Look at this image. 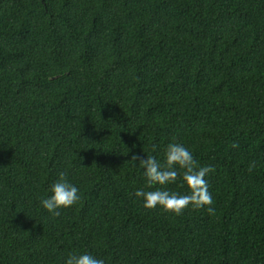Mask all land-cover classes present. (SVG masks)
Wrapping results in <instances>:
<instances>
[{
  "label": "trees",
  "instance_id": "1",
  "mask_svg": "<svg viewBox=\"0 0 264 264\" xmlns=\"http://www.w3.org/2000/svg\"><path fill=\"white\" fill-rule=\"evenodd\" d=\"M171 142L215 168V215L134 195L131 156ZM61 172L81 199L53 216ZM74 252L264 264V0H0V264Z\"/></svg>",
  "mask_w": 264,
  "mask_h": 264
},
{
  "label": "clouds",
  "instance_id": "2",
  "mask_svg": "<svg viewBox=\"0 0 264 264\" xmlns=\"http://www.w3.org/2000/svg\"><path fill=\"white\" fill-rule=\"evenodd\" d=\"M231 147H238L233 143ZM132 161H138L144 170L146 187L135 191L134 195L143 200L146 209H155L158 206L165 212L181 215L190 205L194 209L205 208L209 215H215L213 198L208 189L206 176L215 171L212 166H203L194 157L192 151L182 143H168L163 160L153 155L131 156ZM253 165L249 166V171ZM182 181L186 186V193H178L168 189V185ZM51 195L41 200V204L53 216H59L61 208H69L80 201V191L67 180L65 172L59 173V178L52 184ZM65 264H104L88 252L70 253Z\"/></svg>",
  "mask_w": 264,
  "mask_h": 264
}]
</instances>
